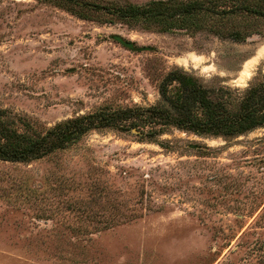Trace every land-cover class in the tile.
I'll use <instances>...</instances> for the list:
<instances>
[{"label":"rangeland","instance_id":"374dc122","mask_svg":"<svg viewBox=\"0 0 264 264\" xmlns=\"http://www.w3.org/2000/svg\"><path fill=\"white\" fill-rule=\"evenodd\" d=\"M78 1L87 18L58 0L0 1V108L40 130L164 103L160 83L175 69L242 94L264 81L263 17L214 26L256 32L236 40L109 22L110 7L151 0ZM136 132L94 129L42 159H0V264H264V127L227 139Z\"/></svg>","mask_w":264,"mask_h":264},{"label":"trees","instance_id":"16d2710c","mask_svg":"<svg viewBox=\"0 0 264 264\" xmlns=\"http://www.w3.org/2000/svg\"><path fill=\"white\" fill-rule=\"evenodd\" d=\"M58 1L82 18H87L85 12L92 10L86 1ZM108 13L111 14L109 22L119 20L130 25H155L165 29H208L245 40L256 32L238 23H231L227 28L215 27L224 19L233 20L238 15L264 18V5L235 0H151L144 4L115 5ZM207 20H216V24ZM115 38L128 48H135L132 41L122 36ZM159 89L164 103L124 108L105 106L45 130H40L36 122L0 108V159L13 162L42 159L67 148L91 130L109 127L120 131L135 128L142 140L149 141L158 140L169 127L226 139L264 127V81L250 85L242 94L224 88L213 90L197 76L175 69L164 77ZM161 144L170 146L165 142Z\"/></svg>","mask_w":264,"mask_h":264},{"label":"bare ground","instance_id":"6f19581e","mask_svg":"<svg viewBox=\"0 0 264 264\" xmlns=\"http://www.w3.org/2000/svg\"><path fill=\"white\" fill-rule=\"evenodd\" d=\"M246 65H247L246 67H248V68H249V67L251 66V63H250V62H248ZM249 73H250V72H249ZM246 74H247V73H246ZM246 76H247V75H246ZM243 77L245 78V76H242V78H243ZM244 78H243V79H244Z\"/></svg>","mask_w":264,"mask_h":264}]
</instances>
